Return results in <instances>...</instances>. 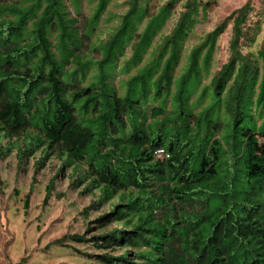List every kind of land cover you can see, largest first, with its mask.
<instances>
[{
	"label": "trees",
	"instance_id": "obj_1",
	"mask_svg": "<svg viewBox=\"0 0 264 264\" xmlns=\"http://www.w3.org/2000/svg\"><path fill=\"white\" fill-rule=\"evenodd\" d=\"M114 1L0 0V163L14 154L24 174L30 159L37 172L55 156L60 168L42 207L65 197L55 191L65 169L71 190L94 197L85 219L106 207L91 239L102 252L90 264H264V0L219 23L179 77L185 41L208 4L126 0L118 25L94 42ZM229 23V58L206 85ZM261 29L256 52L243 51ZM159 149L168 155L160 162ZM35 185L33 177L22 202L26 220Z\"/></svg>",
	"mask_w": 264,
	"mask_h": 264
},
{
	"label": "rangeland",
	"instance_id": "obj_2",
	"mask_svg": "<svg viewBox=\"0 0 264 264\" xmlns=\"http://www.w3.org/2000/svg\"><path fill=\"white\" fill-rule=\"evenodd\" d=\"M126 0H115L111 3L102 23L100 24L96 39L103 40L107 37L112 28L118 25L120 17L125 13L127 6ZM168 0H151L155 7L163 5ZM248 0H202L208 4V15L206 20L200 16L199 25L195 26L188 39L185 41L182 60L176 69V75L179 77L180 71L185 67L186 58L191 49L199 44L201 40L216 26L229 17L234 11L241 8ZM183 3H177L174 8L172 19L167 23L163 30V36L168 35L174 24L183 12ZM252 6L257 11L259 0H252ZM93 5L87 2L83 3L84 17H89ZM252 19H256L254 12L251 13ZM257 20V19H256ZM232 24L229 23L227 29L219 35L216 48L212 56L210 75L204 84H209L214 75L224 65L229 58V41L231 37ZM262 29L255 34V39L251 44H245L243 51L256 52L262 39ZM158 38L156 43L159 42ZM250 45L251 48L248 49ZM248 49V50H247ZM85 54L90 55V48H86ZM90 58L98 59L100 56L93 53ZM131 71L130 74H134ZM92 76V73L89 74ZM120 80L116 78L114 87L120 89ZM120 94H122L120 92ZM40 158V152L35 154L34 159ZM34 160L30 159L24 174L16 173V159L14 154L2 163H0V176L5 185L4 196L0 195V264H16L22 258H27L26 264H90L94 263L97 255H101L100 250L95 248V243L91 240L97 235L98 227L95 220L106 210V207L100 208L98 212H90L88 218L82 215L83 208L88 207L94 197L91 194L80 196L79 192L83 186L77 190H71L70 175L71 169H65L63 174H59L55 182V191L65 195L61 200L52 198L49 205L42 207V201L45 196V188L49 181L56 175L60 168V162L53 156L37 172L33 169ZM33 177L36 179L35 190L31 201L30 217L24 218L23 199L27 194L32 183ZM14 190L19 191L17 197L14 196ZM97 192H94L96 194ZM114 202H116L114 200ZM109 227L106 225V229ZM79 235L82 241H73L67 239L63 246L52 247L50 250L45 248L52 241L61 239L65 236ZM86 241V242H85ZM120 255L121 250L118 252ZM91 256V257H89Z\"/></svg>",
	"mask_w": 264,
	"mask_h": 264
},
{
	"label": "built area",
	"instance_id": "obj_3",
	"mask_svg": "<svg viewBox=\"0 0 264 264\" xmlns=\"http://www.w3.org/2000/svg\"><path fill=\"white\" fill-rule=\"evenodd\" d=\"M155 158H156L157 160H161V159H163V158H164V153H163L162 151H157V152L155 153Z\"/></svg>",
	"mask_w": 264,
	"mask_h": 264
},
{
	"label": "clouds",
	"instance_id": "obj_4",
	"mask_svg": "<svg viewBox=\"0 0 264 264\" xmlns=\"http://www.w3.org/2000/svg\"><path fill=\"white\" fill-rule=\"evenodd\" d=\"M157 151H162L163 153H164V158L163 159H161V160H157L156 158H155V153L157 152ZM168 158V155H166L165 154V152L163 151V150H161V149H159V150H156L155 152H154V160L155 161H163V160H165V159H167Z\"/></svg>",
	"mask_w": 264,
	"mask_h": 264
}]
</instances>
